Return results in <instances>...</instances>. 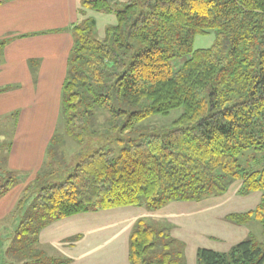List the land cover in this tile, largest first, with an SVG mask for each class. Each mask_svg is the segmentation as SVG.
<instances>
[{"label": "trees", "instance_id": "16d2710c", "mask_svg": "<svg viewBox=\"0 0 264 264\" xmlns=\"http://www.w3.org/2000/svg\"><path fill=\"white\" fill-rule=\"evenodd\" d=\"M79 1L82 8L102 12L112 11L115 2ZM122 3L103 39L95 38L92 18L71 26L74 41L61 87L63 127L51 136L43 167L14 211L9 251L29 259L27 264L69 262L38 249L39 233L55 220L87 211L156 210L173 201H199L223 193L227 178L239 180L243 194L261 193L254 209L227 217L239 225L254 218L264 235V166L247 172L238 161L247 149L264 152V0ZM209 31L215 33L213 43L195 49V37ZM7 41L0 40V52ZM34 63L29 60L31 70ZM13 87L3 86L0 93ZM178 108L182 113L165 131L140 134L137 142L116 139L118 150L77 152L71 172L47 183L48 176L57 175L52 167L62 164L67 144L84 143L104 124L100 113H106V124L130 135L146 119ZM5 172L0 197L16 181L11 170ZM128 242L129 264H186L182 251L169 250L173 239L165 226L138 219ZM263 263L264 240L251 234L225 252H196V264Z\"/></svg>", "mask_w": 264, "mask_h": 264}, {"label": "crops", "instance_id": "0c3cea01", "mask_svg": "<svg viewBox=\"0 0 264 264\" xmlns=\"http://www.w3.org/2000/svg\"><path fill=\"white\" fill-rule=\"evenodd\" d=\"M79 6V0H0V40L8 39L0 52V88L6 85L14 86L0 93V114L15 109L20 110V116L26 119L24 128L17 129L14 133L11 146L13 154L8 160V170H18L20 176L23 173H32L38 168L51 138L61 101V87L67 75V59L74 41L71 26L81 18ZM29 60L35 61L33 70ZM29 145L34 148L27 149ZM255 198L257 201L260 199L259 196ZM209 203L173 201L156 210L143 206L100 210V213H104L119 209L133 218L119 241L120 249L117 246L118 235L115 230L108 243L97 241L94 250H91L95 264H129L128 238L138 219L149 220L152 224L154 220H162L167 216L175 223L173 235L178 238L180 236L187 242V239H184L187 238L186 232L190 235L196 233L193 226H197V219L209 210V221L205 222L204 227L209 230V242L203 241L198 244V248L219 252L228 251L231 246L250 235L251 231L247 226L226 218L229 214L246 212L255 207L238 209L236 206L245 202L237 198L234 205L222 206L221 211L217 212L209 209ZM78 217L83 216L76 214L63 218L67 225L61 228L70 231L63 232V236L53 239V243L59 244L57 248L60 253L63 251L62 241L71 238H68L69 234L75 235L76 225L72 229V224L78 222ZM105 227L107 225L104 223L96 225L93 229L95 240L101 238L102 228ZM49 229L51 228L45 227L39 233L44 244L50 242L47 237ZM222 243H225V247L220 246ZM190 245L188 262L192 264L197 249ZM70 246L71 249L75 248L74 244ZM185 251L187 252L186 249Z\"/></svg>", "mask_w": 264, "mask_h": 264}, {"label": "rangeland", "instance_id": "374dc122", "mask_svg": "<svg viewBox=\"0 0 264 264\" xmlns=\"http://www.w3.org/2000/svg\"><path fill=\"white\" fill-rule=\"evenodd\" d=\"M124 0H115V2L112 4V11H95L91 9H85L79 6L81 12H79V16L81 18H92L95 20V27H94V36L97 39H103L105 35V30L107 27H110L116 23V16L115 11L118 9H121L123 7ZM80 18V19H81ZM215 33L214 31H209V33L205 35H197L193 42V47L195 49L197 48H206L209 47L213 41H214ZM61 105H62V99L59 103V109L57 117L54 120V126L51 136L55 133L56 129H62L63 127V119H62V113H61ZM13 114V115H6V114ZM182 113V108L175 109L171 111L167 116H154L146 119L143 123L140 124V128L137 127V130L134 134L126 135L121 134L120 131L117 130L118 127H112V124H106V118L107 115L101 114L99 117V122H103L104 124L101 127H98V131L93 136H86L84 143L77 144L74 142H69L67 146L64 148V160L62 161V164L59 167L53 166L52 168L56 169V176H48L47 183H56L62 181L71 171L70 167H72L77 162V152H85L87 150L97 149V148H114L115 150H118V143L116 139H122L124 141L128 139H133L135 142L140 140V134H145L147 132H153L157 133L160 131H165L168 129L171 125V123ZM21 111L20 110H10L8 112H4L3 114H0V185H3L6 182V175L5 170L10 168L8 166V160L9 156H11V146L14 139V133L20 128H24V122L26 119L24 117L20 116ZM121 121V119H120ZM27 127V126H25ZM88 145H90V148H86ZM16 146L14 145V148ZM34 146H30L27 149H33ZM47 149V148H46ZM29 150V151H30ZM46 151L42 155V158L40 160V164L38 168L32 172V173H23L20 176V172L18 170H11L12 176L15 178L14 184L9 188L8 191L5 192L0 197V264H27L29 262V259L26 257H17L14 256L9 249L12 245V236L17 224V221H15V206L20 198L24 188L29 184V182L34 179L37 172L40 171V169L43 167V162L45 159ZM15 158H17V155L15 153ZM48 158V157H47ZM239 164L244 168L245 171L251 172L255 170H259L264 166V152L262 151H256L253 149H247L243 153H241L238 156ZM50 166V165H49ZM49 166H45L46 168L44 170L50 169ZM9 171V170H8ZM238 184V185H237ZM226 189L221 194L216 195H208L205 196L203 199L199 200L200 202H210L209 209H213L211 211H221L220 207H228L232 204H235V200L239 198L240 201H244L245 204L237 205L236 207L238 209L244 208L248 209L249 207H255V205L258 204L259 200L257 201V198L255 196L261 195L260 192H252L248 194H243L239 190V180H233L230 178H227L225 180ZM256 199V200H255ZM256 201V202H255ZM100 210L96 211H87L84 213H80L79 215L83 217H78V222L76 224H72V229L76 225V229L74 230V233L69 234L71 238L62 241L61 245L63 248V251L60 253L59 249L57 248L59 246L58 243H53V239L55 237H61L63 236V232H69L70 230H67L66 228H61L64 225H67L63 219L55 220L51 223H49L46 228H51L47 231V237L48 242L47 244H44L41 242L39 237V245L38 249H43L47 256L53 257V258H63V259H69V262L67 264H95V259L93 256L92 249L94 250L95 246L97 245V241L108 243L109 240H111L112 233L115 232L118 235V244L119 241L123 238V232L129 224V222L132 220V215L124 214V211H121L119 209H115L113 211H108L104 213H100ZM229 220V218H226ZM198 225L193 226L194 231L196 233H192L191 235L186 232L187 234V242L183 241L180 236L175 237L173 235L174 229L176 227L174 226V221L170 220L166 216L165 219L162 220H154L153 223L156 222V226L160 227H167L169 231H171V238L173 239V243L170 246L169 250L176 252L178 250L182 251V256L186 262V264H190L188 260H190V248L189 245L195 246V249L198 250V244L202 243L203 241L209 242V230L204 229L205 222L209 221V210L204 216H200L198 219ZM203 220V222H201ZM148 223L149 220H146ZM100 223H104L107 225V227L102 228V235L101 238L98 240H95V234L93 232V229L96 227V225ZM136 223V221H135ZM162 225V226H161ZM245 226L248 227L251 231V235L256 237L258 240L263 241L264 235L262 233V226L258 221L253 219H250ZM209 229V228H208ZM110 230V231H109ZM132 230V229H131ZM109 231V232H108ZM74 235V236H73ZM105 235V236H103ZM73 236V237H72ZM74 238V239H73ZM70 244H74L75 248L71 249ZM118 248L120 249V244L118 245ZM202 245V244H201ZM192 246V247H194ZM222 247H225V243H222L220 245ZM36 248V247H35ZM129 248V245H128ZM187 250V252L185 251ZM197 252V251H196ZM193 262L192 264H196V255L195 258H192Z\"/></svg>", "mask_w": 264, "mask_h": 264}]
</instances>
